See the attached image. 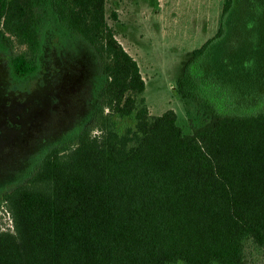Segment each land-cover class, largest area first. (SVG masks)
<instances>
[{"label": "trees", "instance_id": "1", "mask_svg": "<svg viewBox=\"0 0 264 264\" xmlns=\"http://www.w3.org/2000/svg\"><path fill=\"white\" fill-rule=\"evenodd\" d=\"M110 20L107 0H0V56L22 48L13 80L45 75L51 113L66 62L88 61L90 84L82 111L15 141L27 153L0 169V264H251L246 243L264 249V0H224L193 51L175 87L187 131L174 110L151 115Z\"/></svg>", "mask_w": 264, "mask_h": 264}, {"label": "rangeland", "instance_id": "2", "mask_svg": "<svg viewBox=\"0 0 264 264\" xmlns=\"http://www.w3.org/2000/svg\"><path fill=\"white\" fill-rule=\"evenodd\" d=\"M223 7L224 0H107V16L114 11L119 16V21L109 23L118 40L137 60L146 81L145 98L151 115L174 110L180 125L187 127L188 116L175 87L193 51L216 35ZM251 36L246 35L240 43L246 45ZM21 49L14 42L9 54ZM9 54L0 56V169L27 153L28 149L15 151V141H40L58 131L67 119L75 116L72 114L82 111L90 89L89 80L85 79L89 62H77L81 55L73 63L66 62L62 76L69 77V87L66 83L67 91L63 92L67 103L51 113L52 109L41 98L51 87L46 76L13 80L7 66ZM59 65L56 60L50 64L48 78L54 84L60 81V73L56 72ZM0 224L11 225L5 209L0 212ZM245 253L251 264H264V249L252 241L246 243Z\"/></svg>", "mask_w": 264, "mask_h": 264}]
</instances>
